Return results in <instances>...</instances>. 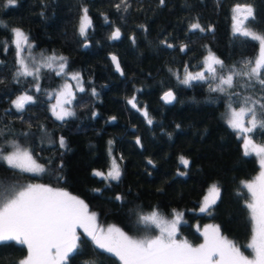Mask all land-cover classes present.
Masks as SVG:
<instances>
[{
  "label": "trees",
  "instance_id": "16d2710c",
  "mask_svg": "<svg viewBox=\"0 0 264 264\" xmlns=\"http://www.w3.org/2000/svg\"><path fill=\"white\" fill-rule=\"evenodd\" d=\"M118 2L17 0L15 6L5 7L7 0H0V21L8 26L0 27V42L10 43L11 29L21 28L35 49L66 57L68 71L79 72L86 89L77 93L72 105L75 116L56 120L49 111L52 100L44 92L61 78L43 70L41 93L31 91V78L15 83V49L9 47L5 53L0 43V145L9 150L8 142L15 141L30 147L48 169L40 176H14L17 170L0 162V178L63 189L83 199L100 223L114 224L135 237L141 232L136 220L142 212L155 208L169 215L178 210L186 221L180 225L182 239L195 245L201 240L196 226L216 223L222 235L250 255L245 246L251 237V221L240 193L247 194L241 181H250L259 172L256 157L243 155L241 139L223 121L227 98L210 92L204 83L181 85L173 73H182L186 63L190 70L198 71L206 49L229 67L255 58L257 42L233 35L231 8L237 2L251 4L256 18L249 26L264 33V0H165L163 6L159 0H129L132 7L128 12H118L114 6ZM81 7L89 9L94 25L87 47L77 31ZM105 15L109 23H105ZM197 17L201 25H211L214 31L189 33L188 25ZM116 27L121 38L113 41L109 37ZM162 40L176 47L166 48ZM183 44L188 45L186 53L178 50ZM111 53L117 56L123 76L112 70L107 58ZM92 88L96 96L91 95ZM166 89L176 95L167 105L159 100ZM26 90L36 96V103L16 112L11 101ZM134 93L139 106L147 105L151 126L127 103ZM113 116L116 120L109 122ZM250 135L256 143L264 144V133ZM61 136L65 148L58 144ZM137 136L143 147L135 143ZM110 140L113 154L123 157L122 162L118 159L122 170L119 181H102L92 175L94 169L104 171L108 166ZM181 155L191 161L189 168L179 163ZM149 159L154 166L147 163ZM178 171L187 175H178ZM212 183L219 186L220 199L211 215L200 213L199 199ZM117 194L122 201L115 199ZM81 239V253L71 256L68 264H120L116 257L95 248L90 238L82 235ZM25 255L26 249L14 241L0 243V264H15Z\"/></svg>",
  "mask_w": 264,
  "mask_h": 264
},
{
  "label": "snow or ice",
  "instance_id": "6c2138e0",
  "mask_svg": "<svg viewBox=\"0 0 264 264\" xmlns=\"http://www.w3.org/2000/svg\"><path fill=\"white\" fill-rule=\"evenodd\" d=\"M16 4L17 0H7L5 7ZM159 4L163 6L165 0H159ZM114 6L118 12H128L132 7L129 0H119ZM80 13L77 31L87 47L89 30L94 29L93 20L87 7H81ZM255 18V9L251 4L237 2L231 8L233 35L250 38L259 43L255 58L242 60L229 67L211 49H206L207 54L201 61V70L194 72L186 63L182 73L179 70L173 73L181 85L192 87L204 83L210 92L223 94L228 100L226 123L237 134V138L242 140L243 155L248 157L254 154L258 158L259 174L250 181H241V187L247 190V194L240 193L244 195L245 207L249 210L252 224L250 242L245 246L251 250V255H246L241 247L222 235L219 225L208 224L203 229L197 225L196 231L203 237V242L197 246L186 239L178 238L180 225L186 221L182 219L183 213L176 210H173L171 219H165L155 209L147 214H139L137 226H142L141 230L145 233L155 229L158 234H146L137 238L114 224L101 226L97 222V214L89 210L83 199L63 189L40 183L22 184L18 178H0V243L14 241L26 249V255L15 264H68L71 256L81 253L84 243L82 235L90 238L95 248L116 257L120 264H264V144L255 143L250 135L264 133V33H258L249 26V22ZM104 21L109 23L106 15ZM0 27L8 26L0 21ZM211 31L214 28L211 25H201L198 17L188 25L189 33ZM120 38V28L116 27L109 39L116 41ZM131 40L135 44L134 36ZM0 43H3L5 53L9 47L15 49L16 67L12 74L15 83L21 84L31 78V91L41 93L44 92L40 84L43 70L52 71L57 77L63 78L65 83L60 90L44 92L49 100L56 101L51 104L49 111L58 121L75 116L72 105L77 99V93H84L86 89L81 74L68 71L66 57L55 53H35V45L30 41L29 35L18 27L11 29L10 43L7 40ZM161 44L169 49L176 47L167 40H162ZM178 50L186 53L189 48L187 44H183ZM111 60L116 71L123 76L117 56L112 55ZM69 79L76 82L75 86L68 83ZM91 95H97L95 88L91 89ZM161 99L170 104L176 100V95L168 90ZM11 103L16 112L22 113L26 106L36 103V96L26 90ZM127 103L144 117L149 126L153 124L147 105L139 106L135 93ZM96 115L97 113H93L94 117ZM115 120L116 117L113 116L109 122ZM23 135L27 138L29 133ZM0 136H3L2 129ZM8 143L10 150L0 145V162L6 164L9 170H17L14 176H18V173L40 176L48 171L44 164L38 162L33 149L15 141ZM135 143L143 147L138 136ZM58 144L60 148L66 147L63 136L59 138ZM108 144V169H94L92 175L102 181H119L122 175L120 162L123 157L118 158L113 154V141H108ZM147 163L153 165L150 159ZM179 163L185 169L191 165V161L183 155L179 157ZM60 167H63L62 163ZM177 174L187 175L180 171ZM115 199L122 201L123 198L117 194ZM219 199L220 188L214 183L203 197L199 212L211 215V209ZM78 230H82V233ZM87 264H95V261Z\"/></svg>",
  "mask_w": 264,
  "mask_h": 264
},
{
  "label": "rangeland",
  "instance_id": "374dc122",
  "mask_svg": "<svg viewBox=\"0 0 264 264\" xmlns=\"http://www.w3.org/2000/svg\"><path fill=\"white\" fill-rule=\"evenodd\" d=\"M231 29H233V28H231ZM26 33V32H25ZM30 38V37H29ZM31 41V40H30ZM257 42V41H256ZM257 44H258V49H259V43L257 42ZM35 53H41V52H43L45 55H51V54H53V53H55L56 55H58V56H61V55H59V53H56L55 51H47V52H44L43 50H38V49H35L34 48V50H33ZM198 70H201V68H199ZM70 72H75V71H70ZM61 78V77H60ZM65 83V80L63 79V78H61V80L59 81V83L57 84V85H55V86H52V87H49L48 88V90H47V92H53V91H57V90H60L61 88H62V85ZM68 83H71L73 86H75V81H72V80H68ZM73 90H75V88L73 89ZM56 101H55V99H53L51 102H50V106H51V104H54ZM222 115H223V121H224V123L227 125V123H226V120H227V116H228V113H227V107H226V109L224 110V112H222ZM241 142H242V140H241ZM255 142V141H254ZM256 143V142H255ZM258 144V143H257ZM10 150V149H9ZM252 156H255L254 154L252 155ZM256 157V156H255ZM256 160H257V163H258V158L256 157ZM108 167H109V164H108V166L105 168V170L104 171H106L107 169H108ZM258 167H259V164H258ZM259 171H260V168H259ZM258 174H259V172H258ZM257 174V175H258ZM256 175V176H257ZM255 176V177H256ZM254 177V178H255ZM26 184H28V183H26ZM33 184H37V183H33ZM212 184H214V183H212ZM211 184V185H212ZM211 185H209L208 186V188L206 189L205 188V191H204V193H203V195L200 197V204H199V207H200V205H201V203H202V200H203V197L205 196V195H207L208 194V189H209V187L211 186ZM54 188H57V187H54ZM199 207H198V211H199ZM155 208H151L150 210H147V211H144V212H142L141 214H147V213H149V212H151L152 210H154ZM156 210V209H155ZM177 212H180V211H178V210H176ZM172 213H173V210L171 211V213L169 214V215H165L164 213H161L164 217H165V219H171V218H173L172 217ZM250 217V216H249ZM98 223L101 225V226H103V227H107L108 225H112V224H105V223H100L99 221H98ZM208 224H213V223H205V224H203V225H201L200 226V228L201 229H203V227L205 226V225H208ZM213 225H217L216 223H214ZM251 231H252V224H251ZM154 235V234H158V232H157V230H155V229H153L151 232H149V233H145L144 231H142L141 230V232H139L138 233V236H137V238H139V237H142V236H144V235ZM178 238H180V239H182L181 237H179L178 236ZM251 238V237H250ZM203 242V237L201 236V240L199 241V242H197L194 246H197V245H199L200 243H202ZM250 242V239H249V241H248V243ZM250 253H251V250H250ZM251 255V254H250ZM249 255V256H250Z\"/></svg>",
  "mask_w": 264,
  "mask_h": 264
},
{
  "label": "water",
  "instance_id": "95a60500",
  "mask_svg": "<svg viewBox=\"0 0 264 264\" xmlns=\"http://www.w3.org/2000/svg\"><path fill=\"white\" fill-rule=\"evenodd\" d=\"M112 55H115V54H107V58H108V60H109V64L112 66V70L115 72V73H117V75H120V73L119 72H117L116 71V69H115V65L113 64V62H112V60H111V56ZM121 76V75H120ZM169 89H166V91H168ZM165 91H163V92H161L160 94H159V100L163 103V104H169V103H165L162 99H161V97H162V95H163V93H164Z\"/></svg>",
  "mask_w": 264,
  "mask_h": 264
}]
</instances>
